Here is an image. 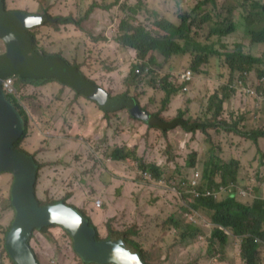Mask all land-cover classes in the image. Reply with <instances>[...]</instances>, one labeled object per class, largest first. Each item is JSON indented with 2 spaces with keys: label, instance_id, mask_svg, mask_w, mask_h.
Listing matches in <instances>:
<instances>
[{
  "label": "rangeland",
  "instance_id": "1",
  "mask_svg": "<svg viewBox=\"0 0 264 264\" xmlns=\"http://www.w3.org/2000/svg\"><path fill=\"white\" fill-rule=\"evenodd\" d=\"M3 1L9 12L82 20L79 26L55 21L31 30L38 44L36 51L51 56L61 54L110 94L128 93L135 97L140 109L150 115L159 114L161 119L169 122L182 110L184 119L191 124L227 122L242 131L264 129V44L253 43L247 33L248 28H264L253 5L264 4V0ZM186 17L191 22V36L198 32L196 40L207 46L216 45L217 50L202 51L204 46L193 40L183 27L173 39L186 47L184 54L165 59L159 52H150L146 59L153 68L151 78L132 71V67H139L142 61L137 59L136 51L116 42L121 34V22L126 19L157 36V23L168 21L179 28ZM217 24L231 30L220 41L218 36L211 34ZM238 44L244 55L261 60L248 74L234 70L236 62L226 60L225 54H236ZM5 53L6 45L0 40V56ZM204 55L207 62L198 63L195 69L193 63ZM187 71L193 74L188 92L178 88V92L170 97V104H163L166 96L154 83V78L168 75L176 80ZM28 79L34 82L35 76H28ZM23 86L25 84L16 77L17 96ZM57 86L55 83L47 85V91L42 94L44 103L39 102L40 96L34 90L23 97V108L28 115L27 136L18 150L38 157L42 150L52 149L51 138L44 136H54L57 129L66 136L88 137L83 138L82 146L59 159L70 167L65 168L63 181L58 178L59 171L53 169L58 162L54 161L55 155L51 151L44 154L46 159L41 161L40 168L47 170L48 175L39 183L43 195L37 196L42 205L66 203L73 198L77 205L92 204L93 211L107 215L96 228L98 239H111L113 232L118 233L142 252L145 264H244L240 254L241 239L227 230L225 245L213 242V213L194 209L192 198L184 193L180 184L195 172L206 176L208 169L216 170L219 165L234 160L236 155L249 158L254 142L216 127H208L206 133L192 134L176 128L164 136L160 130L148 129L145 123L125 112L112 114L109 122L104 117L87 121L84 110L89 109L88 104L76 97L66 99L67 88L54 92ZM250 90L256 95L250 94ZM215 94L218 99L212 100ZM9 98L10 101L18 100L14 95ZM220 100L223 111L216 116L214 104ZM43 108L55 118L37 125L36 116ZM17 110L20 113L21 109ZM107 136H122L119 138L124 143L122 150H133L134 158L113 160L110 152L115 147L109 146V140L105 142ZM129 142L133 147L126 146ZM35 143L40 147L38 151L32 150ZM263 161L264 154L260 151L259 167L252 165L240 173L241 177L249 179L248 183L242 181L241 184L234 183L237 186L223 189L217 201H225L230 195L250 196L246 191L252 192L253 186L264 178ZM142 164L161 168L162 180L144 178ZM238 168L241 167L238 165ZM214 181L221 182L220 174L214 175ZM12 184L13 175L0 174V219L3 211L11 213L9 226L3 227L0 222V264H14L5 250V234L15 218V210L10 207ZM207 185L210 186L208 178L205 179ZM97 201L102 202L101 208L96 207ZM31 244L39 254L36 255L39 263L84 264L74 252L70 235L59 227L36 231ZM257 263L264 264V247L258 251Z\"/></svg>",
  "mask_w": 264,
  "mask_h": 264
},
{
  "label": "trees",
  "instance_id": "2",
  "mask_svg": "<svg viewBox=\"0 0 264 264\" xmlns=\"http://www.w3.org/2000/svg\"><path fill=\"white\" fill-rule=\"evenodd\" d=\"M4 1L2 0V5ZM254 8L258 10L257 14L260 17V21L264 22V4L255 3L253 4ZM4 6V5H3ZM5 9V7H4ZM8 14L11 12L5 10ZM82 20L75 21L73 18H56V22L61 23L63 25L74 24L79 26ZM50 24V23H47ZM158 34L157 36H153V33L143 26H135L131 24L128 20L124 19L121 24L119 31L121 34L117 38L116 42L123 47H129L130 49L137 52V59L142 61V65L146 67H150V60L146 59V56L150 52H159L165 59L171 58L173 55H180L186 52V47L178 44L173 37L181 32L183 27H185L187 34L198 43L202 44L204 47L202 51L212 52L216 49L215 46H207L206 43L196 40L199 36L198 32H195L194 36H191V22H189L188 17L185 18L183 26L177 28L172 23L168 21H161L157 23ZM162 30L166 31L165 34ZM231 33L230 29H225L222 24H217L215 28L211 30V34L218 36L219 41L229 35ZM248 35L251 37L253 43L256 44H264V28L257 30L248 28ZM28 34L31 38L33 50L36 51V39L34 34L28 30ZM38 53V52H37ZM46 55V54H45ZM226 60L228 63L236 62V66L234 70L239 71L241 74H248L251 72L254 65L258 64L261 60L257 59L253 56H246L242 53V46L240 44L237 45L236 54L227 53L225 54ZM45 57V56H44ZM46 58H54L58 62L62 63L65 66L63 72H61L58 80L49 78L48 80L35 78V81H31L28 77L23 75H17V78L24 83L25 85H32L35 87V84L39 82V84H46L52 81H56L66 87H69L74 93L75 97H83L88 101L95 103L98 107V110L102 112L104 115V119L109 122L110 116L112 114H117L121 111H126L132 118L140 120L145 123L148 129H157L162 132L164 136L167 135L168 132L175 130L176 128H182L187 133H196L197 131H202L206 133L208 127H216L219 129H223L227 133H235L238 136L243 137L246 140H251L254 143H257L259 138H264V129H258L253 131H242L239 128L235 127L233 124H229L227 122H217V123H194L191 124L188 120L184 119L185 112L180 110L177 116L169 122L164 121L159 117V114L150 115L145 112L143 109H140L139 102L135 97H131L128 93H121L116 96H112L106 90L98 87L94 81H91L86 78V76L80 71L79 66L72 65L66 59H64L61 55L49 56ZM0 66H4L5 54L0 56ZM207 56H200L197 58L196 62L193 63V67L196 69V65L199 63H206ZM137 65L132 67V71L135 72L137 70ZM139 68V67H138ZM2 76V75H1ZM144 77L151 78V72L148 75H141ZM154 83L161 87L162 92L165 94V99L163 100V104H168L170 101V97L175 95L178 92V88H181L183 92L184 88L187 87L189 90L190 83H183L180 81L179 76H177L176 80L171 78L168 75L156 77L154 78ZM250 94L256 95L253 90L249 91ZM16 98V96H14ZM10 100V98L8 97ZM218 99L217 94L212 97V100ZM11 103L14 104L15 108H20V115L23 118L25 131L21 140L15 145L14 149L18 150V146L20 145L22 139L24 140L27 136L26 126L28 124V115L24 108L19 104L18 100H11ZM170 104V103H169ZM216 108V116L223 111L222 100L220 102H215ZM168 106V105H167ZM137 110H142L148 115L147 121H143L142 119L134 117V113ZM50 134V133H49ZM119 147V148H118ZM115 147V150L110 153L111 158L115 161H129L131 157L134 158L133 150H127L124 152L121 146ZM108 148V147H107ZM128 148V147H127ZM129 149V148H128ZM260 151L258 150V153ZM142 163L143 161L140 160ZM242 167L238 161L231 160L228 164L219 165L216 170L208 169L206 172V176L201 173V179L198 185V191L200 192L202 189H206L211 191L210 196H199L195 197L190 193L191 187L188 185L195 178V173L191 174L188 178L184 179L181 182V188L186 195H188L193 200V208L196 210H204L208 212H212L211 223L214 225V229L212 231L211 239L213 242H219L221 246L227 243V233L226 230H230L233 235L242 240L241 242V259L244 264H258L257 263V255L259 249L264 244V200L255 199L253 205L247 206L241 204L234 200V198L229 197L225 201L218 202L213 198L212 190H218L222 186H228L231 183H235L237 179V174L240 173L243 169L238 168L237 166ZM39 166V164H38ZM40 167V166H39ZM142 173H147L152 176L153 179L162 180L163 172L161 168L154 167L149 168L148 165L142 164L141 166ZM220 174L221 182L216 183L214 181V175ZM208 178L210 180V186H205V179ZM207 181V180H206ZM186 183L187 186H183L182 184ZM36 196H37V186H36ZM38 198V197H37ZM64 202V201H62ZM59 202H53L52 204H56ZM65 203V202H64ZM51 205V204H47ZM12 208V205H10ZM90 221V219L88 218ZM14 221V220H13ZM13 223V222H12ZM90 225L95 228V226L90 221ZM12 226V225H11ZM11 226L7 229L5 234V238L7 233L9 232ZM191 228V226H188ZM45 229L40 230L43 232ZM34 234V233H33ZM185 235L183 234V237ZM33 237V235H32ZM111 239L114 244L117 241L120 242H129L127 239L120 237V235L116 232L111 234ZM32 239V238H31ZM261 242V243H258ZM30 243V242H29ZM263 243V244H262ZM137 248L136 246H134ZM138 249V248H137ZM139 250V249H138ZM33 251V250H32ZM143 260L144 257L142 252L139 250ZM34 253V252H33ZM35 255V254H34ZM38 264L39 261L37 260Z\"/></svg>",
  "mask_w": 264,
  "mask_h": 264
},
{
  "label": "water",
  "instance_id": "3",
  "mask_svg": "<svg viewBox=\"0 0 264 264\" xmlns=\"http://www.w3.org/2000/svg\"><path fill=\"white\" fill-rule=\"evenodd\" d=\"M54 22L55 19L47 15L32 16L17 11L8 14L0 0V40L6 45L3 66L6 71L5 75H0V174L13 175L11 204L15 210L14 221L5 238V250L14 264H38L29 243L33 233L59 227L70 235L74 252L84 264H109L114 243L98 240L96 228L78 209L64 202L42 205L36 196L38 163L33 155L14 149L23 137L25 126L19 111L4 93L3 80L17 75L58 80L65 66L37 54L28 34V30ZM133 115L143 121L148 119L142 110ZM122 248L137 253L140 264H145L132 244L125 241ZM111 264L120 262L113 260Z\"/></svg>",
  "mask_w": 264,
  "mask_h": 264
},
{
  "label": "crops",
  "instance_id": "4",
  "mask_svg": "<svg viewBox=\"0 0 264 264\" xmlns=\"http://www.w3.org/2000/svg\"><path fill=\"white\" fill-rule=\"evenodd\" d=\"M55 21H56V19H55ZM67 26H69V25H67ZM36 29H38V28H36ZM37 54H39L41 57H43L45 59H47L46 57L51 56V55H45L44 53L43 54L37 53ZM58 55H61V54H58ZM52 59H54V58H52ZM70 64L74 65L73 63H70ZM5 71H6V69L4 67L0 66V75H5ZM16 77L17 76H9V77H6L5 79L14 78V81L16 83ZM86 78L91 80V81H94L96 83L95 79L88 78L87 76H86ZM44 80H48V79H44ZM50 83H55V84L58 85L57 88H56L57 90L54 91V92H57L58 89L63 88V87L67 88L68 92L65 94V98L66 99H70L71 97H75V93L69 87H66V86H64V85H62V84H60V83H58L56 81H52V82H49V83H46V84H41V85L39 84V85H37L35 87L32 86V85H25V86L21 87L20 91L18 93V96L16 95L19 104L23 107V103L22 102H23V100H25L23 97H25V95H27V93H29L32 90H34L37 94H39V96H40L39 97V102L40 103H44V97L42 96V94L47 91L46 87ZM104 90H106L109 93V91L107 89H104ZM112 96H116V95H112ZM78 100L88 104L87 106L89 107V109L86 110V111L84 110V114L88 116L87 121H91L92 119H98V118L104 117L102 112L98 110V107H97V105L95 103H93L91 101H88V100H86L83 97H78ZM121 112L127 113L126 111H121ZM52 117L55 118V116L51 115L46 108H43V109H41V112L36 116V123H37V125H43L44 121H46L47 119L52 118ZM54 128L57 129V126L55 125ZM46 132H50V131H46ZM44 137H46L48 139L51 138L50 140H51L52 149L51 150H42L41 153L38 154V157H35V159H36L37 163L40 166V164L42 163L41 161L46 159L44 154L45 153H49L51 151L56 157V160H54V161H58L57 163H55L53 169L59 171L58 178L61 181H63V180H65V178L62 175L65 172V168H70V167L65 165L64 163L60 162L59 159L66 157V155L71 150H73L74 148L82 146L83 144H80V143L83 141V138H86L88 136H80L81 138L79 139V138H76V136H66V134L62 133L60 131V129H57V130L54 131V136L48 135V136H44ZM95 137H99V136H95ZM121 137L122 136H107L106 139H105V142L107 140H109L110 141L109 146L118 147V146H121L122 144H124L122 142V140L119 139ZM248 141L251 142V140H248ZM126 146L133 147V144L131 142H129ZM34 149L37 150V151L40 149L38 144L37 145H36V143L34 144V147H33L32 150H34ZM258 149L264 154V138H259L258 139L257 144L254 145V149L252 150L253 154L249 158H247L246 155H244V156L236 155L233 159H235L236 161L239 162V164L242 166L241 169H246L247 170L252 165H258V167H259V164H257ZM50 163H51V161H50ZM262 172L264 173V168H262ZM240 173L237 174V179H236L235 183L241 184L242 181H245L246 183H248L249 179L247 177H241ZM47 175H48V171L43 169L42 167L41 168L39 167L38 181H37V196L38 197H39V195H43V194H41V190L39 188V183L41 182V180H46L47 179ZM92 175L93 174L91 173L90 179L92 178ZM253 187H254V189L252 190V192L249 191L250 196H236L235 195L234 197H236V200L238 202L246 204V205H249V206H252L253 205V197L263 198L264 199V178L262 180L258 181L257 184L255 186H253ZM75 201H76L75 198H73L71 201L66 202L65 204L68 205V206H71V207H75V208L78 207L79 208L78 210L82 214H84L87 218H89L90 221L92 222V224L96 228H99L100 224L103 221H105V219H107V215L106 214L99 213L97 210L93 211L92 204H90V205L78 204V205H80V206H78L77 204H75ZM10 216H11L10 212L9 213H6V211L2 212V217L0 219V222H1V225L3 227H6V226L10 225ZM31 246H32V244H31ZM31 249L33 250L35 256L39 255V254L36 253V251L34 250L33 246L31 247ZM42 259H43V261H45L44 257H42ZM40 264H42V263L40 262Z\"/></svg>",
  "mask_w": 264,
  "mask_h": 264
},
{
  "label": "built area",
  "instance_id": "5",
  "mask_svg": "<svg viewBox=\"0 0 264 264\" xmlns=\"http://www.w3.org/2000/svg\"><path fill=\"white\" fill-rule=\"evenodd\" d=\"M151 72V68L150 67H146L143 66L141 62H139V68L136 70V73L138 75H148ZM179 79L181 82L183 83H191L192 79H193V74L191 71H187V72H183L179 75ZM3 90L4 93L6 95V97L8 98L11 95L16 96L17 95V91L15 89V81L14 78H7L3 80ZM184 91H188V88L185 87ZM144 178L148 179V180H152V176L150 174L147 173H143ZM201 179V174L199 172H197L195 174V178L189 182V186L191 187L190 189V193L192 195H194L195 197H199V196H210L211 195V191L206 190V189H202L200 192L198 191V185H199V181ZM184 187L187 186L186 183L182 184ZM102 206V202L101 201H97L96 202V207L101 208Z\"/></svg>",
  "mask_w": 264,
  "mask_h": 264
},
{
  "label": "clouds",
  "instance_id": "6",
  "mask_svg": "<svg viewBox=\"0 0 264 264\" xmlns=\"http://www.w3.org/2000/svg\"><path fill=\"white\" fill-rule=\"evenodd\" d=\"M257 144V143H255ZM259 150V149H258ZM260 151V150H259ZM200 173V172H199ZM201 174V173H200ZM232 185H237V184H234V183H231L230 185L228 186H222L220 187L218 190L216 189H213L212 190V194H213V198L215 200L218 199V197L221 195V191L225 188H229L231 187ZM246 191V190H245ZM249 193V191H246ZM229 197H232L234 198V200H236V198L233 196V195H230ZM255 199H262L264 200L263 198H256V197H253V203L255 201ZM237 201V200H236ZM238 202V201H237ZM240 203V202H239ZM243 204V203H241ZM246 205V204H244ZM249 206V205H247ZM251 207V206H250ZM84 215V214H83ZM85 216V215H84ZM53 219V222H56L55 218H51ZM73 223L75 224L76 221H73ZM96 228V227H95ZM215 228V227H214ZM227 231V230H226ZM230 231V230H229ZM232 233V232H231ZM233 235V233H232ZM228 236V235H227ZM234 236V235H233ZM98 239V237H97ZM99 240V239H98ZM242 241V240H241ZM258 243H261V242H258ZM263 244V243H262ZM264 247V244L263 246ZM113 260H116V261H119L120 264H140V261H139V256L137 253H134V252H131L129 249H126V248H122V242L120 241H117L114 245H113V249H112V252L110 253V256H109V264H111V261Z\"/></svg>",
  "mask_w": 264,
  "mask_h": 264
}]
</instances>
